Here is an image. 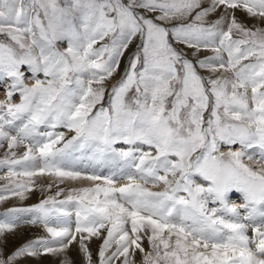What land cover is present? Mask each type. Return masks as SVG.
I'll return each mask as SVG.
<instances>
[{"label": "snow or ice", "instance_id": "snow-or-ice-1", "mask_svg": "<svg viewBox=\"0 0 264 264\" xmlns=\"http://www.w3.org/2000/svg\"><path fill=\"white\" fill-rule=\"evenodd\" d=\"M0 87V264H264V0H0Z\"/></svg>", "mask_w": 264, "mask_h": 264}, {"label": "rangeland", "instance_id": "rangeland-1", "mask_svg": "<svg viewBox=\"0 0 264 264\" xmlns=\"http://www.w3.org/2000/svg\"><path fill=\"white\" fill-rule=\"evenodd\" d=\"M116 79H119V76H117ZM3 98H4V90L2 87H0V99H3ZM245 162L250 163V164L253 163V162L247 161V160ZM76 168L78 170L79 169H86L85 167L78 168L77 166H76ZM100 171H103V169H100ZM3 174H4V170H0V175H3ZM48 182L49 181L46 178H37V184L38 185L46 184ZM87 182L88 181H84L81 185H73V182H65L64 185H61V187L67 188V187L87 186L90 183V182H88V183ZM3 183H4V181H0V185H2ZM55 190L56 189L54 188L53 193L55 192ZM47 194H52V193H46V192L42 193L39 190V187H37V189L29 195V198L26 201L20 202V201L13 198L8 204L0 205V212H3L6 207L16 206V205H20V204L31 205V204L37 203V202H39L40 199H42ZM23 225L20 228L19 234L16 237H11L9 239V249L16 247L17 245H19L20 243H22L26 239L40 235L42 233V230L36 226H33V228L31 229V232L30 231L26 232L25 230H23V229H25V227ZM25 225H27V224H25ZM29 226L30 225H28V227ZM98 243H99V241L93 242V245H92L93 251H95V248H96ZM70 255L76 261V264H82V258L77 254V252L75 250L70 252ZM58 259L59 258H56V257H47L41 262V264H58ZM34 264H35V262H34Z\"/></svg>", "mask_w": 264, "mask_h": 264}, {"label": "bare ground", "instance_id": "bare-ground-1", "mask_svg": "<svg viewBox=\"0 0 264 264\" xmlns=\"http://www.w3.org/2000/svg\"><path fill=\"white\" fill-rule=\"evenodd\" d=\"M76 166L78 167V168H82V167H85L86 169H88V170H93L87 163H85V162H76ZM100 169L101 168H97V169H95L96 171H100ZM103 173L104 174H108V170L106 169V168H104L103 169ZM84 181H76V182H73V185H81L82 183H83ZM88 183V182H87ZM231 199H232V201L233 202H236V203H240V202H242V199H240V198H238V195H236V196H233V197H231ZM24 227H25V229H23V230H25L26 232H31V229L33 228V226H29L28 227V225H23Z\"/></svg>", "mask_w": 264, "mask_h": 264}]
</instances>
